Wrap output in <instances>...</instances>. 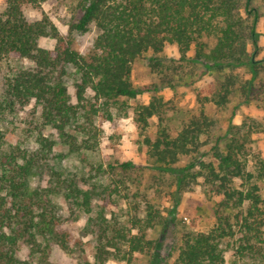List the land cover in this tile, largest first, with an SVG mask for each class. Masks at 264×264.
<instances>
[{
  "label": "trees",
  "instance_id": "1",
  "mask_svg": "<svg viewBox=\"0 0 264 264\" xmlns=\"http://www.w3.org/2000/svg\"><path fill=\"white\" fill-rule=\"evenodd\" d=\"M1 1L0 264H29L19 259L21 239L53 230L55 224L41 211L38 198L27 194L28 178L37 158L20 148L10 149L5 142L4 117L17 106L34 102L41 107L45 120L59 130L79 116L93 126L92 120L101 116L104 107L150 91L133 86L132 64L145 54L157 55L169 46L177 48L181 62L189 60L188 52L193 48V61L222 72L248 64L252 80L257 75L255 51L248 55L250 48L258 47L259 16L251 0H78L80 15L68 25V36L59 33L44 12L38 20L25 17L24 9L41 10L49 0ZM91 26L97 29V35L91 49L83 54L73 48L70 36L86 33ZM42 38H51L53 47L42 48ZM206 39L214 40L208 51ZM12 61H26L29 66H12ZM163 65L159 58L151 60V68L162 75L169 70ZM67 67L77 72L75 103L61 80ZM234 85L235 78L225 76L219 92L204 101L224 107ZM162 101V97L153 96L140 107L135 119L142 131L159 116ZM205 103L176 132L160 126L154 136L143 140L156 169L172 173L179 191L185 186V175L180 176L184 170L175 175L180 159L207 155L201 154V149L207 145L204 139L214 123ZM109 117L106 114L103 119ZM246 144L245 140H232L223 149L214 148L202 165L203 173L190 176L192 180L198 175L203 177L216 203V222L204 232L187 231L174 260L162 264H224L230 249L243 264H264V158L251 154ZM43 145L41 142L42 148ZM133 167L128 161L113 168L124 171ZM116 193L109 190L106 196L102 194L103 208L113 205ZM79 196L81 206L91 204L90 194L77 190L76 197ZM177 200L175 196V204ZM162 218L159 209L145 202L144 215L130 217L128 228H116L108 237L110 226L103 227L94 259L85 264H106L110 258L129 264L135 254L144 253L150 254V264H158L159 240L152 234Z\"/></svg>",
  "mask_w": 264,
  "mask_h": 264
},
{
  "label": "rangeland",
  "instance_id": "2",
  "mask_svg": "<svg viewBox=\"0 0 264 264\" xmlns=\"http://www.w3.org/2000/svg\"><path fill=\"white\" fill-rule=\"evenodd\" d=\"M77 3L78 0H49L41 10L24 9V15L34 21L44 12L59 33L68 36V25L80 15ZM251 6L259 16L258 47L248 51V55L255 51L253 58L257 62V75L253 80L248 64L226 68L222 72L207 63L193 61V48L188 52L189 60L181 62L177 48L169 46L160 54H145L132 64L130 80L133 86L150 91L100 109L101 116L94 117L93 126L79 116L59 130L45 120L41 107L34 102L17 106L13 113L4 117L6 145L10 149L20 148L28 156L37 158L28 178L27 194L35 195L41 203V211L55 222L53 230L49 228L36 233L34 238L21 239L19 259L22 262H92L103 227L110 226L108 237L114 235L112 230L116 228H128L130 217L144 215L145 202L153 204L163 217L152 234L159 240L158 264L174 260L187 231L204 232L214 227L216 203L209 196L203 177L198 175L192 180L190 176L202 174V165L207 163L214 148L223 149L232 140L247 141L248 151L264 158V0H251ZM96 35L97 29L93 26L86 33L71 35L73 48L86 54ZM204 41L205 50H210L214 40ZM53 44L51 38L39 41L45 49H51ZM154 57L160 59L164 68H169L166 74L151 68ZM247 60L245 57V62ZM11 65L28 67L29 63L12 61ZM66 71L61 80L75 103L77 72L73 67H67ZM2 75L3 70H0V78ZM225 76L235 78L226 105L216 107L204 101L219 92ZM153 96L162 97L163 106L150 127L142 131L137 126L136 113ZM204 102L214 123L204 139L207 145L201 149V154L207 155L180 159L179 172L175 175L184 170L180 176L185 175V186L179 191L172 173L156 169L143 140L154 136L160 126L176 132L199 112ZM106 114L110 117L105 120ZM128 161L134 165L130 170L113 168L117 163ZM190 165L194 166L189 168ZM77 190L91 195L92 202L88 207L81 206L82 196L76 197ZM109 190H116L117 195L112 196V206L103 208L100 197L106 196ZM175 196H178L176 204ZM172 204L176 207L172 208ZM106 264L127 263L110 258ZM129 264H150V254H135ZM224 264L243 262L230 249Z\"/></svg>",
  "mask_w": 264,
  "mask_h": 264
}]
</instances>
